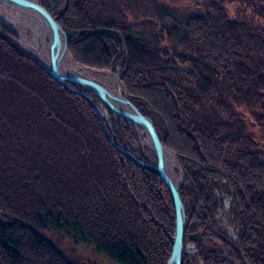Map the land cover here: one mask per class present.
Listing matches in <instances>:
<instances>
[{
  "label": "trees",
  "instance_id": "16d2710c",
  "mask_svg": "<svg viewBox=\"0 0 264 264\" xmlns=\"http://www.w3.org/2000/svg\"><path fill=\"white\" fill-rule=\"evenodd\" d=\"M36 1L74 61L116 73L176 154L191 225L183 244L200 232L218 246L197 243L181 264H264V154L241 114L263 140L264 1ZM109 126L119 145L149 161L133 148L130 120L116 115ZM219 192L240 226L234 238L216 218ZM0 216V264H77L46 230L78 233L117 264H166L171 253L174 210L164 182L120 153L95 109L24 56L1 20Z\"/></svg>",
  "mask_w": 264,
  "mask_h": 264
},
{
  "label": "water",
  "instance_id": "95a60500",
  "mask_svg": "<svg viewBox=\"0 0 264 264\" xmlns=\"http://www.w3.org/2000/svg\"><path fill=\"white\" fill-rule=\"evenodd\" d=\"M5 9L12 10L13 17L6 15V13H4ZM22 16L42 26L41 28L45 35L44 40L50 52L48 60L44 61L40 59L38 54L39 45L34 47L32 54L26 48L23 42L24 32H22L23 30L22 28L20 29L19 26L23 28L27 27L26 29L28 30L31 28L29 24L20 20ZM0 19L13 29L24 56L37 63L64 87L83 97L95 109L101 120L106 136L120 153L134 162L138 167L155 173L164 182L169 190L174 210V234L171 253L167 264H181L184 252L183 235L189 222L180 196V190L184 185V174L179 166L175 153L166 148L158 139L152 120L144 116L130 102L116 73L88 68L74 61L70 53L67 52L65 34L56 25L55 20L43 9L41 4L34 0H0ZM100 31L114 32L109 29ZM93 74L97 76H107L115 80L117 91L113 92L108 89L103 83L97 81L95 77L92 76ZM66 83L77 85L84 90L92 92L98 97L101 103L111 110V112L130 120L133 124L140 127L145 133L155 154V164L144 162L131 150L120 146L111 135L110 130L106 128L102 112L94 100L82 90H71L67 87ZM169 159L172 161V166L169 164ZM174 169L178 174L177 179L173 176Z\"/></svg>",
  "mask_w": 264,
  "mask_h": 264
},
{
  "label": "rangeland",
  "instance_id": "374dc122",
  "mask_svg": "<svg viewBox=\"0 0 264 264\" xmlns=\"http://www.w3.org/2000/svg\"><path fill=\"white\" fill-rule=\"evenodd\" d=\"M34 1L37 2L36 0H34ZM57 1L58 0H50V4L54 5ZM206 1L207 0H174V2H176V6H179V8H181L182 6L188 7L189 4L196 5V4L204 3ZM259 1L262 2L264 0H259ZM262 5H264V3H262L261 6ZM237 10H238V6L237 5H234V4L230 5V7H229V11L230 12H232V13L234 12L236 14ZM248 12H250V11H248ZM0 20L2 22H4L2 19H0ZM167 24H169V22H167ZM7 26H9V25H7ZM11 30H12V32H13L15 38H16V41L18 43V39H17V37H16V35H15V33H14L12 28H11ZM22 30H25V28L22 27ZM28 36H29V34H28ZM19 47H20V45H19ZM66 49H67V47H66ZM67 52L70 53L68 51V49H67ZM93 76L95 77V79L97 81L103 83L111 91H113V92L117 91V84H116L115 80H113L112 78H109L107 76H97V75H94V74H93ZM78 90H82L83 91V89L81 87ZM89 97H91V96H89ZM96 104L99 107L100 111L102 112V115H103V118H104V124H105L106 128L111 131V128L109 126L110 125V118H114L117 114H114L113 112H111V110L106 105H104L101 102L99 104L98 103H96ZM107 108L110 110V113L108 112ZM241 114L243 115V118H244V120L246 122L249 134L252 135V137L255 139V141H257L258 146H259V150L264 154V141H263L264 139L261 140L262 139L261 138L262 134L259 132L258 127L254 124L252 119H250L249 114L246 111H242ZM133 126L135 128L136 133H137L136 134L137 135V142H136L137 144L133 145V148H136L137 146H139L140 149L143 150L146 158L149 161H145V160H143L141 158L140 159L143 160L144 162H147V163H150V164H155L156 157H155V154H154V152H153V150H152V148H151V146H150V144H149V142L147 140V137H146L145 133L143 132V130L140 127L136 126L135 124H133ZM177 161H178V159H177ZM173 175H174V178L177 179L178 174H177V171L175 169L173 171ZM184 179H185V177H184ZM184 182H185V180H184ZM218 196H219V198L223 199L224 203H223L222 208H220V210L218 211V213L216 215V218L219 221V223L223 227H225L228 235L231 236L232 238H234L236 236L237 232L239 231L240 226L238 225V223H236V221L235 222L232 221V216L228 212L229 203H230V197L228 195H225L224 192H219ZM0 219H2L1 216H0ZM189 227H191L190 224H189ZM42 234L45 235L47 238L51 239L55 243V245L58 247V249L66 257H68L70 260L74 261L75 263L77 262L78 264H117L114 261H112L109 258H107L102 253L97 252L95 250L93 244L91 243V241L89 239H87V238H84L83 236H81L78 233H75L73 231H68V230H46V231L42 232ZM197 243L200 244V246L202 248H204V249L207 248V249H210V250H217V248H218L217 244H215V243L204 242L202 240V235H201L200 232H192L190 234V236H189V240L187 241L186 245L184 246V251L186 250V251H188V253H191V254L194 253L196 251V244Z\"/></svg>",
  "mask_w": 264,
  "mask_h": 264
},
{
  "label": "bare ground",
  "instance_id": "6f19581e",
  "mask_svg": "<svg viewBox=\"0 0 264 264\" xmlns=\"http://www.w3.org/2000/svg\"><path fill=\"white\" fill-rule=\"evenodd\" d=\"M4 13H6V15H9L11 17H13V12L12 10L9 9H5ZM20 20L26 24H29V27L32 29H26L23 30V42L26 46V48L28 49V51L32 54L33 53V49L34 47H36L37 45H39V49H38V54L41 60H48L49 59V49L47 47V44L45 43V35L44 32L42 30V26H39L38 24H36L35 22L31 21V19L29 18H25V17H20ZM19 28L21 29L22 27L19 26ZM29 34V36H28ZM27 40V41H26ZM93 76V75H92ZM170 162V166H172V161L171 159H169ZM174 176V175H173ZM77 263V262H76ZM78 264V263H77Z\"/></svg>",
  "mask_w": 264,
  "mask_h": 264
}]
</instances>
